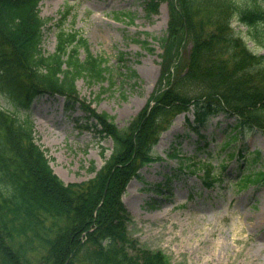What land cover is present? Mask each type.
<instances>
[{
    "label": "trees",
    "instance_id": "obj_1",
    "mask_svg": "<svg viewBox=\"0 0 264 264\" xmlns=\"http://www.w3.org/2000/svg\"><path fill=\"white\" fill-rule=\"evenodd\" d=\"M39 1L0 0V85L27 107L33 100L61 95L67 99L66 110H71L77 102L76 80L102 81L111 70L90 52L80 58L84 40L61 25L68 10L57 25L55 50L46 54L41 44L52 19L40 15ZM142 1L151 11L161 2L168 4L166 34L158 38L161 57L168 62L167 80L163 90L152 95L153 103L124 127L111 115L80 103L84 115L79 126L99 140H112L110 156L93 177L64 182L50 166L32 125L0 109V264H170L162 251L130 236V215L121 196L132 177L142 179V167L164 160L153 147L159 132L183 111L192 112L185 124L203 138L200 129L212 118H232L225 126L211 124L209 134L219 132L220 146L233 148L228 157L243 159L239 173L256 164L238 175L239 186L264 184V151H246L241 145L251 131L264 136V54L253 55L244 31L232 26L239 13L246 34L264 45V10L247 3L240 8L234 0ZM184 39L191 44L187 58L168 72ZM172 144L165 151L168 158L178 152ZM185 159L179 157L178 167L166 164L167 169L159 171L163 187L186 174ZM224 166L221 162L218 172ZM188 168L192 173L203 169L206 185L214 184L210 165ZM159 186L160 181L152 190L158 193Z\"/></svg>",
    "mask_w": 264,
    "mask_h": 264
},
{
    "label": "rangeland",
    "instance_id": "obj_2",
    "mask_svg": "<svg viewBox=\"0 0 264 264\" xmlns=\"http://www.w3.org/2000/svg\"><path fill=\"white\" fill-rule=\"evenodd\" d=\"M67 9L69 14L62 27L77 31L86 40L87 48H79L80 58L86 52L103 58L111 70L106 78L91 82L78 78V95L74 98L77 102L71 110H66L67 99L61 95L35 100L27 109L10 91L0 87V107L19 120L31 121L36 141L45 150L50 166L66 183L93 176L112 149L110 138L99 140L91 130L79 126L84 115L80 103L111 115L117 126L123 127L167 79L168 62L161 58L158 38L166 34L169 17L165 1L151 11L142 0H40V14L52 18L44 29L41 44L46 54L55 50L57 23ZM232 22L244 31L249 47L264 54L259 50L264 45L247 35V28L238 20ZM189 48L190 42L184 41L183 60ZM187 115L191 113L175 116L153 148L165 157L173 142L179 155L193 157L184 166L194 161L205 162L208 151L213 155L210 164L216 170L227 148H218L219 132L210 138L208 131L211 124L220 122V126H225L233 119L223 114L211 119L210 125L200 130L209 142L197 148L204 139L196 142L198 136L184 123ZM225 130L230 131L229 127ZM241 145L262 153L264 136L258 130L251 131ZM224 160L228 164L227 176L214 187L205 186L203 170H199L171 182L169 189H162L160 194L144 189L162 179L161 172L167 169L164 165L177 166L178 161L159 160L143 167L142 179L132 178L122 196L131 215V237L143 246L163 251L171 264H264V185L239 188L234 184V157Z\"/></svg>",
    "mask_w": 264,
    "mask_h": 264
},
{
    "label": "clouds",
    "instance_id": "obj_3",
    "mask_svg": "<svg viewBox=\"0 0 264 264\" xmlns=\"http://www.w3.org/2000/svg\"><path fill=\"white\" fill-rule=\"evenodd\" d=\"M234 3L237 7L243 8L245 7V4L247 3V6L249 8H256L259 10H264V0H234ZM234 19L239 20V13H237L234 16ZM260 51H264V48H260ZM258 53H253V55H256Z\"/></svg>",
    "mask_w": 264,
    "mask_h": 264
}]
</instances>
